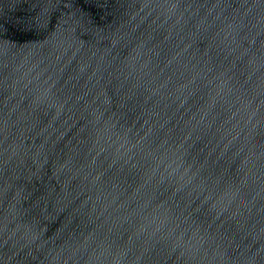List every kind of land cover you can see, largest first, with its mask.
Returning <instances> with one entry per match:
<instances>
[{
	"label": "water",
	"instance_id": "95a60500",
	"mask_svg": "<svg viewBox=\"0 0 264 264\" xmlns=\"http://www.w3.org/2000/svg\"><path fill=\"white\" fill-rule=\"evenodd\" d=\"M0 264H264V0H0Z\"/></svg>",
	"mask_w": 264,
	"mask_h": 264
}]
</instances>
